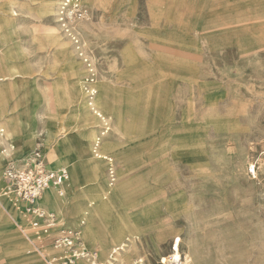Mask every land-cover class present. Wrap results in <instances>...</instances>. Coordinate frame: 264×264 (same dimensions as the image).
Wrapping results in <instances>:
<instances>
[{
	"label": "rangeland",
	"instance_id": "obj_1",
	"mask_svg": "<svg viewBox=\"0 0 264 264\" xmlns=\"http://www.w3.org/2000/svg\"><path fill=\"white\" fill-rule=\"evenodd\" d=\"M75 2L0 0V190L40 149L71 176L42 205L99 261L264 264V0ZM24 255L0 208V264Z\"/></svg>",
	"mask_w": 264,
	"mask_h": 264
},
{
	"label": "built area",
	"instance_id": "obj_2",
	"mask_svg": "<svg viewBox=\"0 0 264 264\" xmlns=\"http://www.w3.org/2000/svg\"><path fill=\"white\" fill-rule=\"evenodd\" d=\"M74 6L77 7V4ZM78 12L81 17L87 13L85 10ZM87 62L89 64L88 60ZM89 67L91 69V65ZM2 133L3 130L0 131V135ZM6 153V150L2 151L0 157ZM6 159L8 162L2 176L0 203L2 204L3 200L9 201L24 216L25 226H20V230L46 264H79L84 260H87L88 264H114L112 261L115 253L109 261L105 263L99 261L98 253L90 252L82 245L79 229L68 227L56 214L42 207L41 201L46 191L55 189L61 197H65V189L69 186L70 180L66 168H55L50 165L40 149L32 151L19 162L8 156ZM49 248L59 255L47 253L46 250ZM168 261L171 264L183 263L181 259L175 261L169 256Z\"/></svg>",
	"mask_w": 264,
	"mask_h": 264
},
{
	"label": "crops",
	"instance_id": "obj_3",
	"mask_svg": "<svg viewBox=\"0 0 264 264\" xmlns=\"http://www.w3.org/2000/svg\"><path fill=\"white\" fill-rule=\"evenodd\" d=\"M178 71H180L181 73H182V78H181V80H183V79H185V80H189L188 78H187V75L186 74H184L185 72H183V71H181V70H178ZM2 85L0 84V87H1ZM170 112H171V109H170ZM103 114V113H102ZM169 117H171V113H170V115H169ZM168 121H170V118L168 119ZM102 134V133H101ZM107 134V133H106ZM105 134V135H106ZM104 135V136H105ZM99 137H97V139H98ZM7 141L8 140H6V139H4V141H2V144L3 145H6V143H7ZM97 141V140H96ZM96 141H95V143H96ZM95 143L93 144V148H92V154L94 155V146H95ZM11 147L13 148V146L11 145ZM99 152H100V154L102 153V150H101V146H100V149H99ZM60 158V157H59ZM58 160H62L61 158L60 159H58ZM48 163H49V161H47ZM50 164V163H49ZM51 165V164H50ZM53 167H55V168H66V167H64V166H55V165H52ZM67 170H68V168H66ZM69 171V170H68ZM70 174V173H69ZM71 177V176H70ZM1 187H2V185H1ZM70 188V186H68L66 189H65V191H66V195H65V197H61L62 199H65L66 197H67V191H68V189ZM46 192H48L49 194H59L58 192H57V190H55V189H51V190H49V191H46ZM42 199H44V203L46 204V205H48V206H50L51 208H53V209H56V206H55V204H54V201H53V199H52V197H50V196H48V195H46V194H44V196H43V198ZM7 200H3V202H2V204L0 203V208L2 209V211L7 215V216H9L14 222H15V224L17 225V227L19 228V230H20V225H19V223L17 222V220L14 218V213L12 214L11 212H10V209H9V207H8V204L10 203V202H6ZM13 204H11V206H12ZM41 205H42V201H41ZM13 207V211L15 212V211H17L16 209H15V207L14 206H12ZM42 207H44L45 209H47L48 211H50V212H52L51 210H49L46 206H44V205H42ZM57 210V209H56ZM18 212V211H17ZM18 213H20V212H18ZM53 213V212H52ZM21 214V213H20ZM55 214V213H54ZM58 216V215H57ZM59 217V216H58ZM126 219H127V221H128V223H130L131 224V222L129 221V219L126 217ZM25 221V220H24ZM84 223V222H83ZM132 225V224H131ZM68 226V225H67ZM69 227V226H68ZM131 227V226H130ZM133 227V226H132ZM72 228V227H71ZM74 229H79V228H74ZM113 229V228H112ZM21 231V230H20ZM116 231V233L118 234V233H121V234H124V233H128V234H130V232L127 230V228H117V230H115ZM22 233V232H21ZM113 234H114V232H112ZM22 235H24L23 233H22ZM14 236V237H13ZM13 236L11 237V238H14V240H18L17 241V244H15L14 245V247L16 248V250L18 251H20L22 254H23V252H24V250H23V248H22V244H21V242L19 241V239L17 238V236L13 233ZM25 237V236H24ZM129 239V238H128ZM119 241H121L120 239H118L117 237H114V240H112V243H108L107 242V244L106 243H104L103 245L105 246V248H107L109 245H111V244H114V243H117V242H119ZM125 242V241H124ZM124 242H120L119 243V248H116L115 247V249H113L114 251H117L118 249H120V248H123L124 247V251L125 250H127V249H125L126 248V245H123V243ZM117 246V247H118ZM31 247V246H30ZM128 248V247H127ZM50 249V248H49ZM133 249L134 248H131L129 251H128V253H126V254H129L130 252H132L133 251ZM18 251V252H19ZM47 252V251H46ZM48 253V252H47ZM49 254L50 255H59L58 253H54V251L52 250V249H50L49 250ZM40 255V254H39ZM25 256V260H26V262L28 263V264H30V261H29V258L28 257H26V255H24ZM24 260V259H23ZM82 262H85L86 264H88L86 261H82ZM79 264H81V263H79Z\"/></svg>",
	"mask_w": 264,
	"mask_h": 264
},
{
	"label": "bare ground",
	"instance_id": "obj_4",
	"mask_svg": "<svg viewBox=\"0 0 264 264\" xmlns=\"http://www.w3.org/2000/svg\"><path fill=\"white\" fill-rule=\"evenodd\" d=\"M62 1V9H66V8H68V7H70V6H72V5H74L76 2H75V0H61ZM53 11H55V10H53ZM16 14L15 13V11L13 10V12H12V14ZM10 17H12V16H10ZM13 20V19H12ZM103 80L105 79V78H102ZM105 83V82H104ZM103 85V84H102ZM104 86V85H103ZM104 87H106V86H104ZM93 97H94V95H93ZM93 100V99H92ZM90 105V104H89ZM99 113V112H98ZM99 117L101 118V120H104L105 122L107 121V119H106V117H104L103 116V114L102 113H100L99 114ZM107 132H105V133H102V137L106 134ZM100 145H101V138H98L97 139V141H96V143H95V146H94V156L95 157H97V158H100V156H101V154H100V152H99V149H100ZM48 192H45V194H47ZM44 196V195H43ZM84 221V220H83ZM82 225L84 224L85 225V223H81ZM85 227H86V225H85ZM90 251V250H89ZM118 251H123V253L122 254H124V247L123 248H120V249H118L117 251H115V252H118ZM90 252H92V251H90ZM121 253V252H120ZM121 257H122V255H120ZM84 261H86L87 263H88V261L87 260H84Z\"/></svg>",
	"mask_w": 264,
	"mask_h": 264
}]
</instances>
